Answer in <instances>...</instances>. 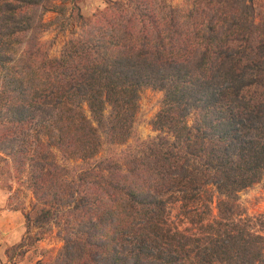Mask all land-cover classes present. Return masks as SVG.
Listing matches in <instances>:
<instances>
[{
  "label": "trees",
  "instance_id": "1",
  "mask_svg": "<svg viewBox=\"0 0 264 264\" xmlns=\"http://www.w3.org/2000/svg\"><path fill=\"white\" fill-rule=\"evenodd\" d=\"M52 2L0 0V153L34 195L35 225L58 230L47 264H264V234L239 204L264 183V4L107 0L92 21L77 14L84 30L51 59L38 33ZM145 89L164 93L163 138L72 174L106 137L130 138Z\"/></svg>",
  "mask_w": 264,
  "mask_h": 264
},
{
  "label": "rangeland",
  "instance_id": "2",
  "mask_svg": "<svg viewBox=\"0 0 264 264\" xmlns=\"http://www.w3.org/2000/svg\"><path fill=\"white\" fill-rule=\"evenodd\" d=\"M52 5L60 6L59 12L52 10L44 16L46 29L39 34V41L42 50L49 58H60L67 44L82 33L84 30L81 21L77 18L80 13L89 22L94 16L107 7V0H52ZM174 7H186V0H169ZM259 8L264 4V0H255ZM2 85V82H0ZM164 99V93L158 90L145 89L141 92L139 110L135 118L131 136L125 143H113L108 137L103 140L102 151L97 157L89 162L70 161L68 168L72 174L83 168L95 165V163L113 160L118 163L129 162L135 155L145 152V146L153 141H160L164 134L154 129L153 123L158 116ZM193 124V119L190 120ZM60 159L63 160L64 154L58 152ZM11 161L0 153V191L10 195L7 208H18L25 215H32V222L28 224L26 233V244L28 252L21 256H16L13 264H37L39 261L47 264L58 255L63 247V242L59 237L56 227L47 230L36 226L34 223L35 215L32 212L35 201L33 193L28 190L20 181L14 179L12 175ZM75 170V171H74ZM217 195L211 204L212 214L208 217L213 220L217 214ZM239 204L244 211L249 226L257 233L264 234V183H258L246 189L239 195ZM182 202L170 204V217L172 222H176L180 229H185L187 223L182 224L183 214L180 210ZM210 215V216H209ZM46 229V230H45Z\"/></svg>",
  "mask_w": 264,
  "mask_h": 264
},
{
  "label": "crops",
  "instance_id": "3",
  "mask_svg": "<svg viewBox=\"0 0 264 264\" xmlns=\"http://www.w3.org/2000/svg\"><path fill=\"white\" fill-rule=\"evenodd\" d=\"M0 191V264H9L8 250L22 243L27 233L25 214L7 208L10 195Z\"/></svg>",
  "mask_w": 264,
  "mask_h": 264
}]
</instances>
